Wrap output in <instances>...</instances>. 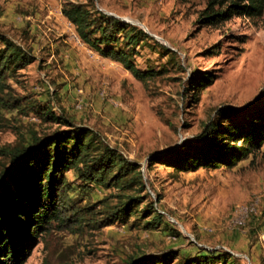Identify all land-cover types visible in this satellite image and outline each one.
I'll return each instance as SVG.
<instances>
[{
    "label": "rangeland",
    "instance_id": "374dc122",
    "mask_svg": "<svg viewBox=\"0 0 264 264\" xmlns=\"http://www.w3.org/2000/svg\"><path fill=\"white\" fill-rule=\"evenodd\" d=\"M65 1L88 0H0V34L33 58L7 73L6 90L22 105L47 103L56 115L91 128L138 162L149 199L159 198L155 205L165 218L155 227L134 218L75 231L52 227L25 264H127L149 255L159 257V264H178L202 248L224 250L236 264H264V144L231 168L173 172L148 164L152 156L191 139L214 108L254 99L264 83V12L200 26L196 18L205 0H91L94 8L146 35L134 60L140 69L158 73L144 86L79 39L61 14ZM203 72L214 77L193 101L184 94L187 78ZM57 128L65 125L0 106V149L25 144L31 130L43 134ZM8 166L9 156L0 154V172ZM66 176L80 204L109 193L100 186L83 191L73 171ZM251 202L254 212L236 224Z\"/></svg>",
    "mask_w": 264,
    "mask_h": 264
},
{
    "label": "trees",
    "instance_id": "16d2710c",
    "mask_svg": "<svg viewBox=\"0 0 264 264\" xmlns=\"http://www.w3.org/2000/svg\"><path fill=\"white\" fill-rule=\"evenodd\" d=\"M60 11L79 39L100 57L119 63L144 86L157 75V71L140 69L135 63L136 47L146 36L135 26L94 8L91 0L65 1ZM263 12L264 0H205L196 22L216 26L231 17L254 19ZM167 52L172 53L166 48ZM32 59L23 47L0 34V106H14L25 113L33 111L42 120L65 128L43 134L31 130L25 144L0 149V154L9 156V166L0 172V264H25L52 227L75 231L125 224L131 218L143 222L144 227L159 226L164 213L155 205L158 197L155 201L149 199L138 162L110 147L91 128L56 115L47 103L30 101L22 105L21 98L6 90L7 73L18 71ZM213 77L209 72L188 76L185 96L196 101ZM263 144L264 83L252 101L214 108L191 139L152 156L148 164L160 163L173 172L231 168L253 157ZM68 171L75 173L81 190L100 186L109 193L95 201L78 203L70 194ZM201 252L178 264H236L224 250L202 248ZM159 261V257L149 255L132 257L127 264Z\"/></svg>",
    "mask_w": 264,
    "mask_h": 264
},
{
    "label": "built area",
    "instance_id": "2783aa9c",
    "mask_svg": "<svg viewBox=\"0 0 264 264\" xmlns=\"http://www.w3.org/2000/svg\"><path fill=\"white\" fill-rule=\"evenodd\" d=\"M255 202H251L249 203L246 207L243 208V211H242V216L243 217H239L235 220V223L236 224H242V222L244 221V217L249 214V213H253L254 212V208H255ZM262 242L264 243V239H262Z\"/></svg>",
    "mask_w": 264,
    "mask_h": 264
}]
</instances>
